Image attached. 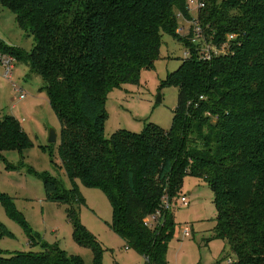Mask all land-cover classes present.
<instances>
[{
  "label": "trees",
  "instance_id": "16d2710c",
  "mask_svg": "<svg viewBox=\"0 0 264 264\" xmlns=\"http://www.w3.org/2000/svg\"><path fill=\"white\" fill-rule=\"evenodd\" d=\"M202 1L198 17L214 42L236 34L230 52L209 61L175 32L177 15L190 17L186 0H0L32 37L27 59L60 124L58 156L71 188L40 173L46 198L68 205L73 238L90 248L93 264H102V248L77 216L74 206L84 199L76 179L104 193L109 227L126 247L144 264H166L175 224L160 200L175 199L187 173L210 187L214 237L226 241L233 264H264V0ZM162 34L190 50L161 81L178 89L170 127L147 123L140 132L118 129L105 138L107 94L139 83L141 71L153 68ZM4 53L23 57L0 40ZM31 145L14 116L0 115V161L4 151ZM0 203L36 241L12 198L0 191ZM158 209L160 225L147 227L145 217ZM7 235L0 222V238ZM0 264L84 262L44 243L40 251L8 256L0 249Z\"/></svg>",
  "mask_w": 264,
  "mask_h": 264
},
{
  "label": "rangeland",
  "instance_id": "374dc122",
  "mask_svg": "<svg viewBox=\"0 0 264 264\" xmlns=\"http://www.w3.org/2000/svg\"><path fill=\"white\" fill-rule=\"evenodd\" d=\"M0 40L22 53L21 59L4 53L11 59L10 79L4 76L6 66L0 61V115L14 116L32 145L19 153L4 151L0 161V191L12 198L23 214L33 235L32 242L21 225L10 219L0 203V222L10 235L0 238V249L8 256L17 252L40 251L41 244L56 245L70 255L81 257L84 264H93L90 248L80 245L73 238V227L64 202L49 200L43 188L40 173L46 172L57 180L62 189H70L71 182L60 166L58 156L59 121L52 110L41 78L30 67L27 55L33 46L32 37L21 29L15 14L0 5ZM184 45L170 35L162 34L159 56L152 69H143L139 83L114 88L106 96L107 118L104 137L118 129L140 132L145 124L153 123L163 129L171 125L173 110L177 104L178 89L174 85L161 86L167 73L174 71L183 59ZM24 97L18 98L17 90ZM160 101H157V98ZM57 133L54 142H48L49 129ZM7 164L20 166L7 169ZM30 168L33 173L27 171ZM75 185L84 203L74 206L85 229L102 248V264H144V259L109 227L111 207L104 193L94 187H86L79 180ZM180 194L188 197V204L176 199ZM178 196L172 206L175 230L168 242L166 264H215L224 263L229 254L226 241L215 238L216 209L210 187L201 179L187 173ZM189 235L185 236L184 231Z\"/></svg>",
  "mask_w": 264,
  "mask_h": 264
},
{
  "label": "built area",
  "instance_id": "2783aa9c",
  "mask_svg": "<svg viewBox=\"0 0 264 264\" xmlns=\"http://www.w3.org/2000/svg\"><path fill=\"white\" fill-rule=\"evenodd\" d=\"M186 6L190 14L189 18H184L181 14L177 15V20L179 22L175 29V32L188 42L192 47H194L197 58L202 61H209L214 57L223 56L230 52V43L235 40L236 34H228L224 40L219 42H214L213 38L207 35L206 28L202 25L199 20L198 12L204 7L202 0H186ZM190 50L185 47L183 52V57H189ZM0 61L6 66V71L4 76L10 79L12 64L11 59L0 56ZM17 90L16 88H14ZM18 98L22 99L24 97L22 90H17ZM176 199H179L180 204L187 205L188 197L186 195L180 194ZM160 208L165 210H171L174 205L173 199L171 200L166 194L161 197ZM161 212L160 209L148 215L144 219V224L149 228H154L161 223ZM184 235L188 236L189 231L185 230ZM234 259L227 257L222 264H233ZM221 264V263H220Z\"/></svg>",
  "mask_w": 264,
  "mask_h": 264
},
{
  "label": "water",
  "instance_id": "95a60500",
  "mask_svg": "<svg viewBox=\"0 0 264 264\" xmlns=\"http://www.w3.org/2000/svg\"><path fill=\"white\" fill-rule=\"evenodd\" d=\"M157 101H160V98H157ZM57 138V133L53 128L49 129V133H48V142H54Z\"/></svg>",
  "mask_w": 264,
  "mask_h": 264
}]
</instances>
